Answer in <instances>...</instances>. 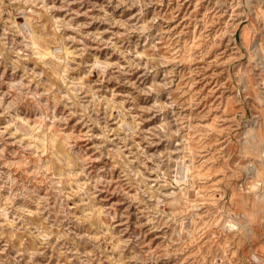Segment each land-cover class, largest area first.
<instances>
[{"label":"rangeland","instance_id":"rangeland-1","mask_svg":"<svg viewBox=\"0 0 264 264\" xmlns=\"http://www.w3.org/2000/svg\"><path fill=\"white\" fill-rule=\"evenodd\" d=\"M0 264H264V0H0Z\"/></svg>","mask_w":264,"mask_h":264},{"label":"bare ground","instance_id":"bare-ground-1","mask_svg":"<svg viewBox=\"0 0 264 264\" xmlns=\"http://www.w3.org/2000/svg\"><path fill=\"white\" fill-rule=\"evenodd\" d=\"M29 29H30V28H29ZM29 29H28V30H29ZM24 31H25V30H24ZM24 31H23V32H24ZM38 38H39V37H38ZM46 42H47V41H46ZM47 55H48V54H47ZM52 55H53V54H52ZM41 56H42V55H41ZM43 57H44V56H43ZM39 129H40V128H39ZM54 136H55V135H54ZM43 141H44V140H43ZM182 163H183V162H182ZM181 167H182V165H181ZM181 170H182V169H181ZM184 170H186V171L188 170V164H186V165L184 166ZM186 171H184V173H186ZM182 173H183V170H182ZM182 173H181V174H182ZM184 173H183V174H184ZM186 175H187V174H184L182 178L185 179V178H186ZM175 178H176V177H175ZM175 178H174V179H175ZM182 178H181V179H182ZM178 179H179V177H178ZM181 179H179V180L181 181ZM182 180H183V179H182ZM175 181L177 182L178 180H175ZM178 182H179V181H178ZM254 188H255V187H254Z\"/></svg>","mask_w":264,"mask_h":264},{"label":"built area","instance_id":"built-area-1","mask_svg":"<svg viewBox=\"0 0 264 264\" xmlns=\"http://www.w3.org/2000/svg\"><path fill=\"white\" fill-rule=\"evenodd\" d=\"M163 213L166 212V210L162 211Z\"/></svg>","mask_w":264,"mask_h":264}]
</instances>
